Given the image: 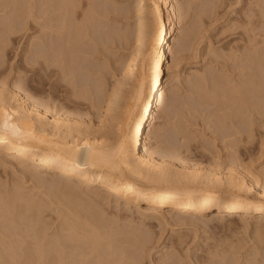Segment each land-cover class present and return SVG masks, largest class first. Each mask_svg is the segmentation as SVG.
I'll return each instance as SVG.
<instances>
[{"label": "rangeland", "instance_id": "rangeland-1", "mask_svg": "<svg viewBox=\"0 0 264 264\" xmlns=\"http://www.w3.org/2000/svg\"><path fill=\"white\" fill-rule=\"evenodd\" d=\"M41 1L0 0V100L4 96L2 89L8 92L12 89L18 90L20 87L21 93L26 94L30 102L42 104L41 107L50 110L51 114L58 112L63 115L68 114L75 119L82 118L83 125L89 128L81 126L84 131L79 134L81 140H98L97 142L105 140V143H101L108 142L107 145L113 148L114 146L110 144L115 145L117 141H120L121 129L126 130V133L129 131V128L122 126L121 121L124 118V110L130 103V95L137 85L138 73L126 77L125 65L137 47L149 56V70L157 57L153 43L159 23L155 14L156 0H71L70 4L73 3L74 6L70 8L74 11L69 7L68 11H72V15L74 13L75 16L73 15L72 19L76 17V21L73 20L72 23L77 22L78 24H75L79 25L81 32L80 39L75 40L76 44L73 45L75 54H72L75 57H72L73 63L69 62V66L73 65V67L72 70L68 67L71 70L68 75H65L61 70L62 67L56 64L57 67L50 65L47 70L43 66L44 51L39 49L42 47L46 49L45 41L52 43L44 39L47 36L46 39H49V33L52 39L57 34L54 40L51 38L50 40L54 41L56 46L59 45L57 46L59 49L65 47L64 44L61 46L60 39L65 43L67 36H64V31L67 27L61 26L62 16L58 15L60 11L54 10L59 12L57 13L51 10V13H57V16L53 14L56 17L50 16L51 13L49 11L48 13L45 8L44 13L42 8L45 4L42 6ZM176 6L180 10V23L177 26L179 30L177 33L168 35L166 44V47L169 44L168 50L166 48L168 58L165 64L166 71L173 79L172 88L168 91L167 97L171 99L176 93V107H174L176 111L174 110L172 118H163L161 114L157 116L155 132L163 130L162 134L166 140L164 143L160 141L163 144L161 147L180 146L182 156L192 163L219 168L223 173L226 172L227 167L235 165L233 160H237L240 166L249 170L254 179H258L257 189H262L264 187L262 171L264 169V123H262L264 116H261L259 120L255 111L248 113L249 117L252 115L255 119L253 121L248 114L242 113L244 111H237L238 109L226 105L228 108L225 109H229L232 114L225 111L228 115L224 116V123H222L220 119L221 115H224L222 114L224 109L222 111L221 109L224 106L221 107L220 104L224 101L232 105L234 101L232 86L238 83L250 85L254 81L249 78H255L252 76L255 73L249 75L251 70L258 73L257 46H263L264 49V0H176ZM50 9L52 8L49 7L48 10ZM41 13L45 16L48 14V17L41 16ZM164 14L167 18L168 11ZM64 19L63 17L65 25ZM47 20L50 25L46 23L48 25L45 26ZM52 22L57 26H51ZM49 26L56 30L51 28L44 30ZM171 28L172 25H169V32ZM58 29L60 32H57ZM49 30L52 31L48 33ZM43 35L47 36L43 37ZM42 43H44L43 46ZM52 44L46 45L55 51L57 48L53 46L55 44ZM48 47L45 55L49 51L47 54L51 56H49L50 62L52 60L55 62L57 59L54 57L57 56L59 49L54 52L56 55L53 57L54 54ZM33 48L39 50L40 54L42 52L41 56L44 58L39 57L38 51ZM36 56L43 60L42 64ZM33 58H38V61L32 60ZM248 61L252 64V68L249 67L250 71L245 65ZM118 83L122 86L120 101L115 107V112L110 113L107 108L111 104L114 90L119 86ZM216 86H219L217 92L230 91L227 98L221 100V97H216ZM251 94H254V100H257L259 105L264 106V77L261 89L259 91L254 89ZM239 128L242 134L238 131ZM241 128H246L245 130L249 133L247 131L243 133L244 129L241 130ZM154 138L152 135L151 139L146 138L143 141L146 140L144 145L156 151L160 149L159 141ZM127 146L129 147L128 144ZM167 146L165 149L168 148ZM5 155L7 154H2L3 158L0 156V198L2 196L0 204L3 205L0 208V229L7 231L9 237L11 236L10 239L17 245L15 257L21 256L23 259L26 254L25 248L35 253L38 243L35 240L36 236L33 237L32 234L34 231L38 233L37 230H40L39 235L47 245V256L56 257L58 251L54 244L55 237H60V241L69 242L67 235L70 231L63 214L67 213L70 206L76 204V207H72L77 212L81 210L79 214L87 218L95 207V211H98L100 215V224L104 230L106 229L105 231H110L111 237L103 238L102 245L99 247L100 252L97 250L95 253H92L90 243L82 244V240L81 243L79 242L80 245L69 242L73 243V247H66L67 260L63 261L64 264L82 263L83 256H86L87 252L88 261H91L89 264L109 262L117 256L115 253L114 256L111 255L114 252L113 244L126 250L127 264H264V253L261 252L263 247L256 234L258 229H264L260 213L247 214L245 218L239 216H223L222 218V216L216 217L217 210H214L210 215L197 218L178 216L170 212L167 214L168 219H160L157 216L144 214L140 210L137 211L136 206L125 205L123 201H118L117 197L110 195L106 190H101L96 184L90 185L93 189L85 187V184H82L81 188L80 184L76 189L83 190L80 193L82 197L84 196L85 203L92 206H88L91 208L89 209L85 203H82L83 198L80 193L75 192L80 197L72 195L76 197V201L71 199L72 203L67 199L72 198L71 195L66 199H63L64 194H61L62 197L60 195L55 197L60 194L57 190L65 193L64 188H66L61 183H65V179L63 180L59 173H55L57 176L54 175L51 178L45 170H38L36 167L23 168L18 159L11 154H8V157ZM173 166L169 167L173 171L170 173H174L173 176L177 174L182 180L187 178L181 176L184 174L179 172V164ZM255 174L260 175L256 177ZM223 176L225 184L221 191L230 195L233 190L228 185L227 176L225 174ZM47 178L54 181H47ZM15 181L24 187L26 191L23 188L22 190L26 195L29 194V198L33 197L34 202L42 203L40 211L37 209L39 204L36 208L31 207L35 208L31 211V208L25 210L26 200H18L21 204L17 207L18 211L15 209L16 206H11L10 198L6 199L8 197L6 193L13 190ZM96 189L100 190V194H93V190ZM3 190L5 194L2 193ZM7 206L12 211V217L15 216L12 224H7L3 219L5 218L4 208ZM23 209L29 213L26 215ZM89 211L92 212L89 213ZM18 212L26 216L23 217L22 214L21 217ZM78 231L83 234L85 230L81 228ZM0 253L6 261L1 264H17L2 244H0ZM96 253L101 255L95 257Z\"/></svg>", "mask_w": 264, "mask_h": 264}, {"label": "bare ground", "instance_id": "bare-ground-1", "mask_svg": "<svg viewBox=\"0 0 264 264\" xmlns=\"http://www.w3.org/2000/svg\"><path fill=\"white\" fill-rule=\"evenodd\" d=\"M42 1L43 2L46 1L47 4L46 2L43 3ZM42 1H41L42 3L41 5L43 6V4H45L44 7L42 8L44 10V13L46 9V11L47 12L49 11L50 13L52 10L53 12L60 11V14L61 13L64 14V15L62 14L61 15L58 14V15L62 16L61 17L62 20L60 19V22L62 21L61 26L63 25L65 26V28L67 27V29L63 27L65 29L64 33L66 35L64 33L63 34L65 37L66 36L67 37L65 43L63 42L64 40L60 39V43L62 42L61 46H63L64 44L65 47L62 48L60 47L59 49L57 47L59 45L56 46V44L53 43L54 41H51L56 38L55 36L57 34L56 35L54 34L55 36H53V39L50 37L51 34L49 33L52 30L48 31L49 34L46 33L49 35V39H46L48 38V36L45 35L47 37L44 40H49L55 45H53L52 43H47L45 41V44L42 43V46L44 44V47H46L47 49L48 46L46 44H49V46L52 44L57 48V49L55 48L56 50L54 49L55 51H52L53 49H51V47H48L51 49V53L54 54L53 57L56 55V53L54 52H56L59 49L57 51L58 57L57 56L54 57L57 59V60L55 59L56 60L55 62L54 60L50 62L49 60L50 55L47 54L49 51L45 55L46 49L44 50L43 47L39 50L44 51L43 52L44 54H42V52L41 54L44 55L45 58L41 56L39 50H35L34 48L33 49L35 51H38V54L40 55L39 57L44 58L45 61L43 66L46 67L45 68L46 70L48 67H50V65L54 66L56 64L58 65V67L63 68V69L61 68V70L65 75H68L71 73L72 70L71 68L73 67L72 64H71L72 66H69V62L73 61L74 58L72 57L75 54V51L73 49V47L75 46L73 45L76 44L75 40L78 41L80 39L79 36L81 32L79 25H77L78 23L75 22L76 17L72 19L74 13L73 15L71 13L72 11H74V9H71L70 7L73 8L74 5L73 3L70 4L71 0H42ZM160 2L162 3L161 6H160ZM155 3H156L155 14L158 17L157 20L159 21V23L158 26L156 27L157 29L153 43L155 44L154 50L157 52L156 55L157 57L153 61L154 63L152 65V68L149 70L148 68L149 56L147 55V53L145 54L144 51H141V48L140 49L138 47L135 48L132 56L131 57L129 56L130 58L127 61V64L125 65V76L128 77L134 75L136 72L138 73L136 78L137 85H135L136 87L133 90V92L131 91L132 94L131 95L129 94L130 103L126 101L129 105L126 104L128 105V107L125 105V107L127 108L126 110H124L125 113L124 118L121 121L123 124L122 126L124 128L126 127L129 128V131L126 133V130L123 131L121 129L122 132L120 134L121 139L119 138L120 141H117L118 143L117 144L115 143V145H113V143L110 144L114 146L113 148L107 145L108 142L107 144H104L105 140L101 141L104 143L97 142L98 140L97 141L88 140V139L81 140L80 139L81 136L79 135L80 132L82 131L81 128L83 126L86 127L85 125H83V122H81L84 121L82 120V118L80 119L79 117V119H75L72 116H69L68 114L63 115L58 112H56L55 114H51L50 110L46 109L45 107L44 108L41 107L42 104L38 105L35 102H30L26 94L23 95L21 93L22 88L19 87L18 90L12 89V91H8V92H5V89L1 90L4 96L2 97L3 99L1 98L2 101L0 100V156L2 157V154L3 155L11 154L13 157L19 160V163L22 164L23 168L36 167V169L38 170L43 169L46 172H48L46 174L48 176H51V178L52 176L55 175V173H59L60 176L63 177L62 179L63 180L65 179L64 180L65 183L63 182L61 183L66 188H64L65 193H63V191L61 192L57 190L60 194L55 195V197L59 195L61 196V194L65 195V198L63 199H66L67 197H71L72 195L77 196L78 194H76L75 192L80 193V191H83V190H77L78 189L77 187L80 184H81V188H82V184H85L86 185L85 187L91 189L93 188L92 186L90 187V185L96 184L100 186L99 188H101V190H106V192H108L110 195L113 194L115 197H117L118 201L119 200L123 201L125 205L127 204V206L128 205L136 206L137 211L140 210L144 214L152 215L154 217L157 216L160 217V219L161 218L168 219L167 214L168 213L170 214V212L178 216H185V217L192 216L197 218L198 217L203 218L207 215H210L212 211L217 210V215L215 214L216 217L222 216V218L223 216L224 217L239 216L245 218L247 217V214L255 215L260 213L261 223L262 222L264 223V187L258 190L257 189L259 182L257 181L258 179L257 178L254 179L251 176L249 170L247 171L246 168L240 166L237 163V160H233V165L234 164L235 165L233 167L232 166L227 167L226 172L223 173L222 171L219 170V168L217 169L214 167H205L198 163L197 164L192 163L191 161H189L188 159L182 156L183 152L181 151V149H179L180 146L173 148L166 145L168 147L167 149H165L166 146L165 148L161 147L163 145L162 143H164V141L166 140H164L165 137H163L162 134L163 130H161L162 132L160 131L161 133L155 132V126L157 124V116L159 117V115L161 114L163 118L164 117H166V119L172 118L175 110L174 107H176L175 106L176 104L175 100L177 96L176 93L174 94L172 93L173 96L171 99H168L167 97L168 91L172 88L173 79L171 78V76H169L168 71H166L165 64L168 58L166 48L168 50V46H169L168 44L166 47V44L168 43L167 38L169 34L174 32L177 33L179 30V29L177 30V26L180 23V12H179L180 10L177 9L176 0H156ZM49 7L52 9L48 10ZM68 7L72 10V11L69 10L70 13L68 11ZM140 7H142V5ZM165 10L168 11L167 18L164 17L165 15L164 13L166 12ZM53 12L51 13V15L50 14L49 15L53 16V14L56 15L57 13H59L57 12L55 14ZM44 13L43 14L41 13V16L44 15ZM46 15L47 16L44 15V17H48V14ZM63 17L65 18L64 19L65 25L63 24L64 23ZM48 20L51 19L48 18ZM48 20L45 21V24L46 23L49 24ZM73 20H75L74 22L77 24L75 23L73 24L72 23ZM53 23L54 22H52L51 26L54 27L57 26ZM48 24H46L45 26H47ZM169 25H172L171 28L172 30L170 32L168 30ZM51 26L44 28V30H46L47 28L55 29L54 27L52 28ZM58 31L60 32V29H58L57 32ZM63 34H61L62 35L61 37H63ZM45 36L43 35V37ZM73 42L74 44H72ZM257 47H258L257 60L259 67L258 73L253 72L251 70L249 74L251 75V73L252 74L255 73L254 75H252L255 76V78L253 79L252 77L249 78L254 82L250 85H247L246 83L244 84L238 83L232 86L234 90V101L232 102V105L231 103H227L224 101L221 102L220 104L221 107L224 106V108L222 107L221 109V111L224 109L222 113L224 115H221L222 117L220 119L222 123H224V119H223L224 116L228 115L226 114V112L227 111L229 112V109L227 110L225 109L227 107L226 105H229V107L231 106L230 108L238 109L237 111H244L242 112L243 114H248L255 111L259 116V118L258 116H256L259 120L261 119V116H264V108H263L264 106L259 105L257 100H254V94L253 95L251 94V92L254 89H257L258 91L261 89L263 77H264V63H263L264 49L263 46H257ZM254 49H256V47ZM35 51H33V53ZM38 58L37 59L33 58L32 60L35 59L38 61ZM41 58L39 59L41 60ZM40 60L39 62H41L42 64L43 60L41 61ZM248 63L250 62L248 61ZM248 63L245 65L248 71H250V69L252 68L251 67L252 61L250 65ZM56 65L55 67H57ZM68 67L71 70H69ZM248 71L247 74L249 73ZM218 87L219 86H216V91H215L216 97L217 98L221 97V100H224L230 94V91L224 90L222 92H217ZM121 88L122 86L119 84V86L113 92L111 104L109 108H107L109 109L110 113L115 112L114 111L115 107L118 101H120L119 97L121 96L120 95ZM260 96L261 95H259V97ZM260 104H261V100H260ZM229 113L230 115L232 114L231 111ZM243 116L246 117L247 115H243ZM253 116L255 115L253 114ZM250 117H252V115ZM252 120L254 121L255 119L253 118ZM242 129H244L243 133L247 131L245 130L246 128H241V130ZM238 131H240V128ZM240 132L242 134V131ZM152 135H154L156 140L159 141V145H158V147L160 148L159 150L155 149L156 151H154L152 148L144 145V143H146V140L143 141V139L146 138L151 139ZM160 141H162V143ZM127 144L129 145V147L127 146ZM176 164L177 165L179 164L180 167L178 168L180 169L179 172L181 171V173L184 174L181 176H186L187 177L186 179L183 178L182 180L180 177L177 176V174H175L176 176H173L174 173L172 174L170 173V171L171 172L173 171L169 167L171 165L173 166ZM257 170L256 172H258ZM262 171L264 172V169ZM224 174L227 176L228 185H230L233 190L230 195L225 194L221 191L222 186L224 187L225 184L224 176H223ZM259 175L260 174H258V176ZM56 176L57 174L55 175V177ZM258 176L256 175V177ZM51 178L50 180L51 182H53L54 180H52ZM46 180L50 181L48 180V178ZM14 184L15 185L13 186L14 187L13 190L12 191L9 190V193L7 191L6 195H8V197L7 198L5 197L6 199L10 198L11 206L14 207L16 206L15 209L17 210L18 209L17 207L21 205L20 201L26 200L27 203L26 202H25L26 204L24 203L26 208L25 210L30 209L31 207L36 208L37 204H39L40 202H34L35 199H32L33 197L29 198L28 196L29 194L28 195L25 194L26 190L24 189L23 186L21 187V184L18 183V181L17 183L15 181ZM60 187H58V189ZM22 188L25 191L22 190ZM97 190L98 189L93 190V194L96 195L100 194L99 192L100 190L99 191ZM4 192L5 191L3 190L2 193ZM80 196L82 197V194ZM82 198H80V200H82ZM67 199H69L70 202L71 199L76 201V197L73 196L72 198H67ZM77 200H79V198ZM84 200L85 198H83L82 201L83 204L85 203ZM21 203H23V201ZM40 205L42 206V203L38 205L37 207L38 210L40 209ZM69 205L72 204L69 203ZM86 205L87 208L92 207L89 206L90 204L88 203ZM86 205L84 206L86 207ZM1 206L3 205L0 204V208H2ZM8 206L4 208L5 218L3 219L6 220L7 224H12L15 219V216L12 217V211L9 210ZM72 206L76 207V204ZM72 206L69 207V210L67 209L66 214L65 213L63 214L65 216L62 215L64 218L66 217L65 220L67 224L66 226L70 231V232L68 231L69 235H67L68 236L67 240L69 242H73L74 244L76 243L79 244V242L81 243L82 240L83 241L82 244L90 243V245L92 246V253L93 252L95 253L97 250L99 251V247L102 245L103 238L107 237L109 239L111 237L110 236L111 233H109L110 231L109 232L105 231L106 229L104 230L103 226L100 224V215L98 214V211H95L96 210L95 207L94 210H92L93 212L89 211V213L92 212L90 216L87 214L89 216L88 218L84 215L86 217L85 218L82 214L81 215L79 214V212L81 211L80 209H79L80 211L77 212V210ZM182 208L185 210H181ZM33 209L31 208L30 211ZM38 210H36L37 213ZM26 212L27 211H24V213ZM28 213H26V215ZM19 214L22 217L23 213H19ZM24 215L25 214H23V217L26 216ZM34 215L35 214H33V216ZM80 216L81 218H79ZM28 218L29 217L27 216V219ZM34 223H36V221ZM63 225H65V223H63ZM79 228L85 230L86 233H84L85 232L84 231L83 234L82 233L80 234V232L78 231L80 230ZM37 231L38 233L34 231V233L32 234L34 235L33 237L36 236L35 237L36 239L35 238L34 239L38 243L35 249V253H31L28 248H25L26 254L23 259L21 258V256L15 257L17 245H15L12 239H10L11 236L9 237L8 232L1 231V229H0V244L4 246V249L11 255L13 261L16 262L17 264H64L65 262L63 263V261L65 259L67 260L66 247H71L73 243L70 244L69 242H63V240L62 241H60L61 239L59 240L60 237L59 238H57L58 236L55 237L56 241H54V244L57 248L58 255H56V257H48L47 245L43 242L42 237H40L39 235L40 230ZM256 234L260 241V244L263 247V248L260 247L261 249H263L261 252L264 253V229L262 230L258 229ZM113 246H114V252L111 255L114 256L115 253L117 256H114V259L116 258V260L110 259L109 262L106 261V263L104 264H127L128 258H127L126 250L114 244ZM74 248H72V250ZM87 254L88 252L85 253L86 256ZM99 255H101V253ZM99 255L98 253H96L95 257ZM86 256H83V261L81 260L82 263H78V264H89L91 261H88L89 257ZM3 262L6 261L4 260L2 254L0 253V264ZM73 264H75V262Z\"/></svg>", "mask_w": 264, "mask_h": 264}]
</instances>
